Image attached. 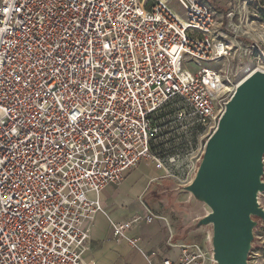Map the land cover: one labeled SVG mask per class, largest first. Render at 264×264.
Returning <instances> with one entry per match:
<instances>
[{
    "label": "built area",
    "instance_id": "2783aa9c",
    "mask_svg": "<svg viewBox=\"0 0 264 264\" xmlns=\"http://www.w3.org/2000/svg\"><path fill=\"white\" fill-rule=\"evenodd\" d=\"M175 1L182 15L166 0H0V264H91L82 253L102 208L88 193L142 161L174 177L191 151H160L170 112L201 140L215 131L254 70L231 79L235 44L212 4ZM141 205L110 223L116 241L137 248L133 223L166 220ZM166 243L179 254L161 264H212L196 241ZM247 264H264V222Z\"/></svg>",
    "mask_w": 264,
    "mask_h": 264
},
{
    "label": "water",
    "instance_id": "95a60500",
    "mask_svg": "<svg viewBox=\"0 0 264 264\" xmlns=\"http://www.w3.org/2000/svg\"><path fill=\"white\" fill-rule=\"evenodd\" d=\"M263 177L264 71L254 70L226 103L186 187L208 210L191 229L209 227L212 264H247L254 229L264 222Z\"/></svg>",
    "mask_w": 264,
    "mask_h": 264
},
{
    "label": "rangeland",
    "instance_id": "374dc122",
    "mask_svg": "<svg viewBox=\"0 0 264 264\" xmlns=\"http://www.w3.org/2000/svg\"><path fill=\"white\" fill-rule=\"evenodd\" d=\"M166 1L179 14H183L175 0ZM206 1L218 6L221 10L216 9L218 17L223 22L218 29V36L235 44L230 58L223 63L231 70V79L234 80L239 76L248 62L256 65L253 70L264 71V0ZM232 24H235L237 28L231 30ZM254 43L257 44L255 50H248ZM208 65L211 66V64ZM188 69L193 71L194 66L189 65ZM170 120L168 136L162 139L164 146L160 148V151L182 153L184 150H190L191 156L181 157L177 167L172 170L174 177L161 179L163 182L158 190L151 189L143 200L156 215L168 217L173 221V225L178 226L184 219H188L187 223L183 224V228L186 231L187 229L194 231L195 229H191L193 223L207 214L208 210L195 201L196 196L186 187L204 160L205 146L210 136L201 140V132L189 129L187 124L189 120L175 118L171 112ZM259 201L264 207V192L259 195ZM197 229L200 230L196 232L194 239L208 247L209 227L202 226Z\"/></svg>",
    "mask_w": 264,
    "mask_h": 264
},
{
    "label": "crops",
    "instance_id": "0c3cea01",
    "mask_svg": "<svg viewBox=\"0 0 264 264\" xmlns=\"http://www.w3.org/2000/svg\"><path fill=\"white\" fill-rule=\"evenodd\" d=\"M163 176L162 170L156 169L150 162L142 161L136 168L125 174L119 185L105 187L98 194L88 193L90 199H98L102 211L95 214L92 222L89 237L82 253L84 262L91 264H148L145 256L156 251V255L149 261L151 264H161L162 259H176L179 254L177 247L169 246L166 243L170 234H172L174 243L196 241L194 236L200 229L186 231L183 224L187 223L188 219H184L180 225L176 226L168 217H164L165 221L156 218L149 223L143 220L133 223L125 236L137 239V248L131 247L126 240H115L110 223L142 216L141 203H144L143 199L151 189L158 190L159 185L163 182L161 179L165 178Z\"/></svg>",
    "mask_w": 264,
    "mask_h": 264
},
{
    "label": "bare ground",
    "instance_id": "6f19581e",
    "mask_svg": "<svg viewBox=\"0 0 264 264\" xmlns=\"http://www.w3.org/2000/svg\"><path fill=\"white\" fill-rule=\"evenodd\" d=\"M256 67V65L252 64L251 62H248L244 65L243 70H241L239 75L246 74L247 72L253 70ZM263 71V70H262Z\"/></svg>",
    "mask_w": 264,
    "mask_h": 264
},
{
    "label": "trees",
    "instance_id": "16d2710c",
    "mask_svg": "<svg viewBox=\"0 0 264 264\" xmlns=\"http://www.w3.org/2000/svg\"><path fill=\"white\" fill-rule=\"evenodd\" d=\"M213 6H214V8L217 9L218 11H221V10L219 9L218 6H215V5H213Z\"/></svg>",
    "mask_w": 264,
    "mask_h": 264
}]
</instances>
